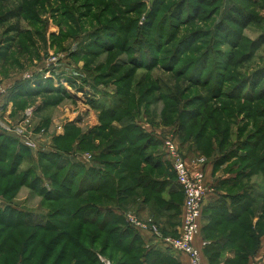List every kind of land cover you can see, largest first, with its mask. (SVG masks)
Listing matches in <instances>:
<instances>
[{"label":"rangeland","instance_id":"1","mask_svg":"<svg viewBox=\"0 0 264 264\" xmlns=\"http://www.w3.org/2000/svg\"><path fill=\"white\" fill-rule=\"evenodd\" d=\"M233 1L207 0L205 6L199 0H0V85L9 88L39 69V78L47 77L33 79L39 93L19 98L13 113L1 114L13 133L0 136V215L14 218L9 227L0 223V248H6L0 264H137L142 252L124 251L131 236L122 248L116 244L125 228L135 236L132 217L146 233L156 228L163 237H178L182 193L162 196L183 205L176 226L174 210L155 223L150 211L141 213L138 195L121 201V190L134 187L141 176L157 184L172 179L164 159L171 139L180 144L182 157L217 163L222 176L254 172L242 178L240 191L264 184V0H236L257 18L246 29L227 18ZM196 7L199 16L192 14ZM103 40L116 48L109 51ZM182 42L195 43L184 56L175 54ZM218 52L232 54L234 63L224 93L215 97L216 78L208 77L221 60ZM204 59L203 83L176 73L185 67L191 76ZM236 88L239 98L230 101L225 91ZM17 133L37 147L22 146ZM149 139L156 143L145 150ZM154 152L164 161L161 171L146 161ZM244 154L252 158L243 161ZM125 166L133 173L121 174ZM83 183L108 185L99 194L78 195ZM220 191L235 193L225 185ZM55 195L56 201L47 199ZM263 210L258 200L237 241L229 233L233 224L220 227L212 238H231L237 246L205 262L225 264L233 249L238 254L232 260L241 263L242 247L253 241L245 227ZM80 211L94 221L74 219ZM24 216L29 223L22 222ZM253 230L256 237L264 234V219ZM159 247L182 264L184 254ZM89 252L97 258L88 259Z\"/></svg>","mask_w":264,"mask_h":264},{"label":"trees","instance_id":"2","mask_svg":"<svg viewBox=\"0 0 264 264\" xmlns=\"http://www.w3.org/2000/svg\"><path fill=\"white\" fill-rule=\"evenodd\" d=\"M246 1H248V0H246ZM199 3H200V5H205V6L208 5L207 0H199ZM254 3L257 4L256 1H254ZM193 13H194V15L199 16V14L201 13L200 8L199 7L194 8L192 14ZM226 15H227V18L229 20H231L237 26H241V28H245L246 29V28H248L249 26H251L253 24H257V20H256L257 18L255 16L254 12L251 11V10H247L244 6L238 5L236 0L232 2V4L229 7V10L227 11ZM144 24L145 23H143V25ZM221 27L222 26L219 24L218 25L219 33L221 32V29L224 28V27H222V28ZM218 41H220V40H218ZM103 42H104V40H103ZM105 43H107L108 45H106ZM109 43H110L109 40H106V42H104L103 44H104V46L106 45L105 47H107L109 51H113L116 47L113 46V44H109ZM194 44H195L194 42H186L185 44H184V42H182L178 46L177 51H176L175 54H177V55L180 54V56L186 55L187 52L193 47ZM217 57L221 58V60H219L218 66H214L213 67V70H212L211 74H209V77H208L209 81H211L213 78H216V81L214 83H217L218 89L216 90V95H214L215 97L218 96V94H220V93H218V91L224 93L223 88H225V84L227 82V76H228V73H229V69L233 66V63H234V58L232 57V54H228V56H226V58H225L224 55H221L218 52ZM209 59H210V56H209ZM174 60L177 61V57H174ZM204 60H205L204 66L199 67V65H198L197 71L196 72L193 71L192 72L193 75H191V76H186L187 72H188V69H185V67H184L183 70H180V71H178L176 73L179 75V77H185V79H188L190 83H194V80H195V82L197 81V84H201V83L204 82V80L202 79L201 70L204 69L205 67H207L206 63H208L207 59H204ZM178 62H180V60H178L176 62V64H178ZM195 63L198 64L197 61ZM39 79H42V81H43L44 77L38 78V81H39ZM15 90L13 92V93H15L14 94L15 98L16 97L25 96V94H23L24 93V86L23 87L22 86H18L17 88H15ZM236 90H237V88L236 89H232L231 91L230 90H227V92L225 91V93L228 94V99L230 101L231 100L233 101L234 99H238L239 98V96H235V94H234V93H236ZM36 92L39 93L38 90H36V91H33L32 95L36 94ZM13 93L11 92L9 94L10 98L12 97ZM28 93H30V92H28ZM204 107H206V106H204ZM260 113H261L260 116L264 117V108L260 110ZM201 116H202V113L200 115L198 113V117H201ZM197 119L198 118H196V120ZM1 135L8 136L6 134H0V136ZM12 138H14V137H12ZM148 143L149 144H146V145L143 146V149L146 150L147 148H149L151 146L153 147V145H155L156 141L151 142V140L149 139ZM21 145L24 146L23 144H21ZM24 147H26V146H24ZM55 150H56L55 153H57V149H55ZM158 155L159 154L154 152L153 154H151V155L146 157V161L148 162L149 165L152 166L154 171H158V170L161 171L162 168H163L164 161ZM17 158H19V157L16 156L14 158L13 165H16L15 161H16ZM235 158H238V156H235ZM239 158L241 160L245 161V160H248V159L252 158V155L251 156H249L248 154L239 155ZM164 159H165L166 164L169 165L170 163L166 160L165 154H164ZM257 167L258 166H255V168H257ZM169 168H170L169 169L170 172L173 174L172 175V179L170 178L167 181L164 180L160 184H157V183H152L150 180H148L146 178V176H141L137 180V183L134 185V187H132V188L131 187H127V188H124V189L121 190V195H122L121 201H124L126 196H128L130 194L131 195H138L139 196L138 198H141V201H142V206H141L140 210L147 208L150 211V213H151L150 215L153 218L155 223H161V221H160L161 216L163 214H165V213H169L171 210H174L175 213H174V215L171 216V221L175 220L174 226H176V225H178L179 211L181 209V211H180V214H181L183 205H180L176 201L167 202L165 199L162 198V196L167 195L169 197H176L177 194L182 193V195H183V197L185 199V195H184L182 189L180 188V186L178 184L176 174L172 170L171 165H169ZM12 171H14V169ZM87 171H90V169H88ZM126 171H128V172H126ZM125 173H133V172H132V170L128 169V166H127V168L125 166V168H123V170H121V174H125ZM252 173H254V172H252ZM252 173L244 171V172H241L238 176H240L243 179H248L251 176ZM124 178H126V177H124ZM239 181H240V179H239ZM174 182H176V186H174V184H173ZM84 184L85 183H83L80 186L78 195H82V194H86V193L99 194V193L105 191L107 189V185H108V183H105V184H98V185L96 184V185H91V186L86 187V186H84ZM139 190H141V192H143L145 194L144 195H140V193L138 194ZM47 199L48 200H52V201H56L57 198H56V195H55V196H48ZM235 199H238V196ZM257 201H258L257 199L254 200V202H257ZM20 216L21 215H19V214L17 215L18 218ZM121 217H123V219H125V221L127 223L126 218L124 216H122V215H121ZM13 218H14L13 214L0 215V223L3 224V225L6 224L5 226L9 227L13 223ZM24 218H25V221H22V222L23 223H29V220H28L29 218L26 217V216H24ZM74 219H84L83 220L84 222H86V223L89 222L90 223V221L91 222L94 221L95 217L92 218L93 220H91L89 215L83 214V211H80L77 215L74 216ZM106 224H107V222L104 221V224L102 225L101 231H103V232L105 231V229H103V226L106 225ZM167 224H169V221H167ZM35 227L39 228V229H45L44 225H37ZM130 227L132 229H134L135 236H132L128 232V229L125 228V229H123V232L121 234V242H117L116 244L118 246L121 245V248H122V246L124 245L126 239L127 238L129 239V238L132 237V242L129 244L128 248H124V251L128 255L134 254V253L137 254V253L142 252V255H141L140 258L136 257L137 264H159L157 262L158 258H154V257H158V256L161 257V260H166V261H162V264H177L176 259L173 258L170 254H167V252H165V250L161 249L162 247H159L157 245L153 246V247H148V245L145 243V240L142 237L140 231L137 230L136 228H134L133 226H130ZM250 228H251V226L249 225V226H247L246 229H250ZM255 233H256V231L254 230V239H253V241L250 244L253 245L256 248L257 245H258L259 238H257L255 236ZM164 235L165 236H169V235H166V234H164ZM136 236L138 237V239L141 238V240H140L141 242L137 240ZM171 236H173V235H171ZM229 240H230V238H229ZM137 243H140L138 245V247H137ZM247 245H248V243H247ZM208 249H209V246L205 247V249L203 251V256H204V258H207V259H209L212 262H214V260L217 257V255H215V254L217 252H218V254H220L224 250V248H214L213 247V250L216 253L214 255H212L211 257H208L207 254L210 253V249H209V251H208ZM4 250L6 252V248H0V252H3ZM90 255L91 254L89 252L88 253V256H89L88 259L92 258V259L95 260L97 258V257L95 258V255H92V256H90ZM152 255H153L154 259L151 262H149L150 257ZM240 255H241L240 256L241 260L239 262H241V263H237L235 260H227L225 264H243L244 261L245 262L248 261L249 254H240ZM79 263L83 264L82 262H79ZM76 264H78V263H76Z\"/></svg>","mask_w":264,"mask_h":264},{"label":"crops","instance_id":"3","mask_svg":"<svg viewBox=\"0 0 264 264\" xmlns=\"http://www.w3.org/2000/svg\"><path fill=\"white\" fill-rule=\"evenodd\" d=\"M42 70V69H41ZM40 69L38 71L33 72L30 76H27L21 80L14 81L13 83L6 84L7 88L9 89L8 94L4 98V100L1 103L0 106V134H6L10 136L11 134L6 133L4 131H1V129H7L5 128L7 123L4 122V120L1 118V114H4L5 112L7 115H10L13 113V108L15 102L19 98H29L32 96L33 91H36L35 88H33L35 85H33V81L38 79L40 74L43 72ZM47 78V77H44ZM34 79V80H33ZM18 86H24V93L25 96L22 97H14L15 93L14 90ZM16 91V90H15ZM12 94V97L10 98V93ZM30 92V93H28ZM28 93V94H27ZM37 110V109H36ZM13 136V135H12ZM14 137V136H13ZM180 145V144H179ZM165 146V145H164ZM165 158L168 161V156L165 153ZM186 161L191 171H199L202 170L206 174V183L210 189H212V193L209 195V197L206 199L204 203V210L203 215L201 218V231L199 236L197 237V245L201 246L203 242L207 243V246H209L210 252L214 251V248H224V250L233 244L232 239H222V240H214L212 237L217 234L216 232L218 229L225 224H233L235 230H230V236H234V238L238 239V230L242 228V225L244 222H242L245 217L248 215V212L253 210V208L257 205V202H254L255 199L262 201L264 203V184H256L252 187H246L244 190H239L242 187V178L238 176L239 174H228L226 176H222L220 172H217L215 170V165L217 163L212 164H203L202 162H199V160H195L193 154L186 155ZM169 162V161H168ZM253 178V177H250ZM240 179V181H239ZM232 181V182H231ZM174 186H176V182L173 183ZM221 185H225L227 187H230L235 193H228L220 191ZM238 196V199H235ZM255 196V197H254ZM141 213L145 212L146 214L149 213V210L147 208L141 209ZM264 219V210L262 214L259 216L254 217L251 221V230L249 231V238L252 240L254 239V227L258 226V223L263 221ZM247 228V227H246ZM258 233V232H256ZM142 237L145 240V243L148 245V247L153 246H159L162 245V243H159L157 241V238L150 233L141 232ZM258 245L255 248L250 243L245 244L242 249L244 252L241 254H249L248 257V264H264V234L258 235ZM206 246V247H207ZM237 243L232 245V247H236ZM205 248H203L204 251ZM208 249V251H209ZM223 250V251H224ZM216 253V252H215ZM238 254L237 250H231L230 253H228L229 260H232L234 257H236ZM217 255L216 258H218L219 254L218 252L215 254ZM186 257V258H185ZM182 257L181 261L182 264H190L189 258L187 256ZM224 264V263H220Z\"/></svg>","mask_w":264,"mask_h":264},{"label":"built area","instance_id":"4","mask_svg":"<svg viewBox=\"0 0 264 264\" xmlns=\"http://www.w3.org/2000/svg\"><path fill=\"white\" fill-rule=\"evenodd\" d=\"M9 89L0 85V106ZM6 133H13L9 129H1ZM21 143L29 149H34V146L28 139L17 133ZM176 141V142H175ZM167 149L166 155L176 174L178 184L185 195V203L182 214V226L179 235L176 238L163 237L157 229H153V235L157 238L159 243L164 246L174 249L175 251L184 254L190 259L191 264H207L203 256V248L207 246L203 242L201 246L197 245V237L201 231V218L204 209V203L209 195L212 193L206 183V174L204 171H191L187 161L179 154V144L177 140H168L165 142ZM130 223L140 232H144L147 228L142 225L135 217L129 218Z\"/></svg>","mask_w":264,"mask_h":264}]
</instances>
